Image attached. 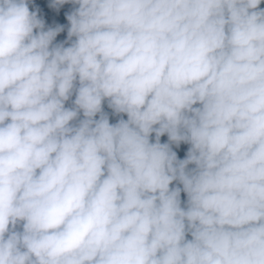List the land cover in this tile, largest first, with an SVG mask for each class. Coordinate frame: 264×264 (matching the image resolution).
<instances>
[{
    "label": "clouds",
    "instance_id": "9594fccd",
    "mask_svg": "<svg viewBox=\"0 0 264 264\" xmlns=\"http://www.w3.org/2000/svg\"><path fill=\"white\" fill-rule=\"evenodd\" d=\"M30 2L0 0V264H264L262 0Z\"/></svg>",
    "mask_w": 264,
    "mask_h": 264
},
{
    "label": "trees",
    "instance_id": "16d2710c",
    "mask_svg": "<svg viewBox=\"0 0 264 264\" xmlns=\"http://www.w3.org/2000/svg\"><path fill=\"white\" fill-rule=\"evenodd\" d=\"M260 7H264V0H262V3H261V5H260ZM71 8H72V5H71V4H68V3H66V4H64V5H62V6H60V9H59V10H60V15H59L58 19H56L54 25H55V24L67 25V21H66V19H65V15H64V14H65V12L69 11ZM65 36H66V30L60 32V33L57 35V37H56V39H55L54 42H58V41L63 40V39L65 38ZM71 99H74V96L71 97L70 100H69L68 102H66V105H65V106H69V105H70ZM102 107H103V110H104L105 112H107L108 115H109V122H110V123H115L116 120H117L119 117H118V116H114V115L112 114L111 109H109V108L107 107V103H106V102H104V104L102 105ZM123 118L126 119L127 117L124 116ZM153 137H154V134H153ZM160 140H161V143L165 142V141L167 140V135H166V134H165V135H162L161 138H160ZM187 147H188V145H186V144H184V143H181V144L179 145V147L173 146V150L177 153V158H178V159H182V158L184 157V154H185V152H186V150H187ZM173 184H177V182H176V181H173ZM177 186H179V185H177ZM170 187H172V185H170ZM180 198H181V201L183 202V200H184V198H185L183 192H181V197H180Z\"/></svg>",
    "mask_w": 264,
    "mask_h": 264
},
{
    "label": "rangeland",
    "instance_id": "374dc122",
    "mask_svg": "<svg viewBox=\"0 0 264 264\" xmlns=\"http://www.w3.org/2000/svg\"><path fill=\"white\" fill-rule=\"evenodd\" d=\"M49 0H31L29 3V10L32 11L35 6H38V16H40L47 26H54L56 19L60 15V7L53 9L48 7Z\"/></svg>",
    "mask_w": 264,
    "mask_h": 264
}]
</instances>
